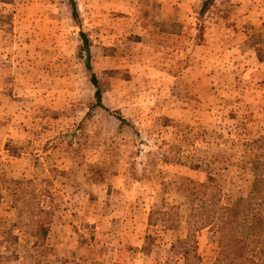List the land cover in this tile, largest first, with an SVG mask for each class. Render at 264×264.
<instances>
[{
	"label": "rangeland",
	"instance_id": "rangeland-1",
	"mask_svg": "<svg viewBox=\"0 0 264 264\" xmlns=\"http://www.w3.org/2000/svg\"><path fill=\"white\" fill-rule=\"evenodd\" d=\"M70 1L0 0V264H264V0Z\"/></svg>",
	"mask_w": 264,
	"mask_h": 264
},
{
	"label": "crops",
	"instance_id": "crops-1",
	"mask_svg": "<svg viewBox=\"0 0 264 264\" xmlns=\"http://www.w3.org/2000/svg\"><path fill=\"white\" fill-rule=\"evenodd\" d=\"M170 2H172V3H174V4H176V1L175 0H169ZM180 6H181V4H179ZM75 6H76V4H75ZM235 6H236V4H235ZM241 7V8H240ZM249 7V6H248ZM171 8H176V7H174V6H171ZM237 8H240V9H247V7L246 6H244V4H237Z\"/></svg>",
	"mask_w": 264,
	"mask_h": 264
},
{
	"label": "trees",
	"instance_id": "trees-1",
	"mask_svg": "<svg viewBox=\"0 0 264 264\" xmlns=\"http://www.w3.org/2000/svg\"><path fill=\"white\" fill-rule=\"evenodd\" d=\"M70 4H71V7H72V9H74L76 6H75V3H74V0H72V1H70ZM94 83V82H93ZM100 96H99V94H97V99L99 100L100 98H99ZM44 232H45V230L43 229L42 230V233L44 234ZM255 241H258V239H256Z\"/></svg>",
	"mask_w": 264,
	"mask_h": 264
}]
</instances>
